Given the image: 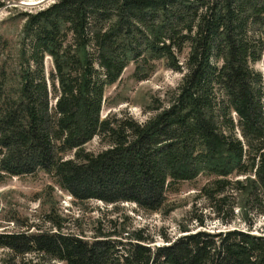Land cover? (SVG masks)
Returning a JSON list of instances; mask_svg holds the SVG:
<instances>
[{
    "label": "trees",
    "instance_id": "trees-1",
    "mask_svg": "<svg viewBox=\"0 0 264 264\" xmlns=\"http://www.w3.org/2000/svg\"><path fill=\"white\" fill-rule=\"evenodd\" d=\"M16 19L12 42L3 23ZM263 54L264 0H52L0 20V181L42 173L79 202L168 212L169 192L208 178L197 194L208 214L160 244L101 221L89 239L49 217L50 229L0 231V264H264L252 231L264 215ZM130 64L137 81L159 64L182 76L145 120L102 117Z\"/></svg>",
    "mask_w": 264,
    "mask_h": 264
},
{
    "label": "rangeland",
    "instance_id": "rangeland-1",
    "mask_svg": "<svg viewBox=\"0 0 264 264\" xmlns=\"http://www.w3.org/2000/svg\"><path fill=\"white\" fill-rule=\"evenodd\" d=\"M50 2L52 0L10 2L0 8V20H5L24 8L35 10ZM21 23L18 19L3 23L4 32L12 42L17 40ZM254 67L264 73V54ZM132 71L133 66L130 64L118 82L107 89L102 117L109 112L118 114L127 111L135 119L145 120L154 107L153 99L175 89L182 76L181 73L167 69L161 64L151 76L141 81L131 76ZM85 146L89 150H97L98 138L94 137ZM207 179L201 176L195 181L183 182L178 191L169 192L166 206L169 208L168 212H146L138 210L134 203L129 202L117 204V209L114 208L116 205L96 200L79 202L60 190L46 174L40 173L36 177H10L0 181V231H19L28 227L34 229L35 226L50 229L53 224L48 219L54 217L60 223L62 231L80 234L89 239L96 232L98 221H101L105 230L122 232V237H126V232L129 233L135 228H144L145 235L153 239L154 244H160L161 233L174 237L180 234L181 225H195L192 216L205 209V200L197 198L198 189ZM206 211L203 212L208 214ZM210 215L206 218V223L210 229H216L218 222ZM108 219L115 220V223L110 226ZM234 223L231 226L245 229L240 218ZM252 231L264 233V215L257 219ZM3 252L4 250L0 249V259L4 256Z\"/></svg>",
    "mask_w": 264,
    "mask_h": 264
}]
</instances>
